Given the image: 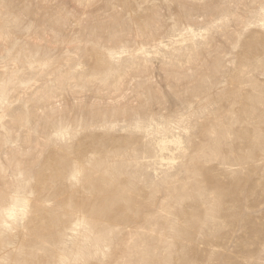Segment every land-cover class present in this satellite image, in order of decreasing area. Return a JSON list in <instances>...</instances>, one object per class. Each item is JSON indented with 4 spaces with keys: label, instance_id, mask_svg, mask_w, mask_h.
<instances>
[{
    "label": "rangeland",
    "instance_id": "obj_1",
    "mask_svg": "<svg viewBox=\"0 0 264 264\" xmlns=\"http://www.w3.org/2000/svg\"><path fill=\"white\" fill-rule=\"evenodd\" d=\"M0 264H264V0H0Z\"/></svg>",
    "mask_w": 264,
    "mask_h": 264
}]
</instances>
